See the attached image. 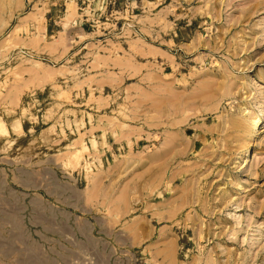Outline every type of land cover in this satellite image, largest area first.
Instances as JSON below:
<instances>
[{
  "label": "rangeland",
  "instance_id": "obj_1",
  "mask_svg": "<svg viewBox=\"0 0 264 264\" xmlns=\"http://www.w3.org/2000/svg\"><path fill=\"white\" fill-rule=\"evenodd\" d=\"M0 121V264H264V0H0Z\"/></svg>",
  "mask_w": 264,
  "mask_h": 264
},
{
  "label": "bare ground",
  "instance_id": "obj_2",
  "mask_svg": "<svg viewBox=\"0 0 264 264\" xmlns=\"http://www.w3.org/2000/svg\"><path fill=\"white\" fill-rule=\"evenodd\" d=\"M253 121V126H252V130L250 131V133L248 134V137L245 139V140H249L250 138H251V136L253 135V132H254V128H255V122H256V118L255 119H253L252 120ZM4 125H3V123H2V121H0V132H6V130H5V128L3 127ZM10 223V222H9ZM20 235V234H19ZM30 259V258H29ZM35 259H37V257L35 258ZM31 260H34V258H31ZM30 260V261H31ZM30 261H29V263H30ZM37 261V260H36ZM35 262V261H34ZM34 262H31L30 264H42V263H40V260H39V262L37 261V263H34Z\"/></svg>",
  "mask_w": 264,
  "mask_h": 264
}]
</instances>
